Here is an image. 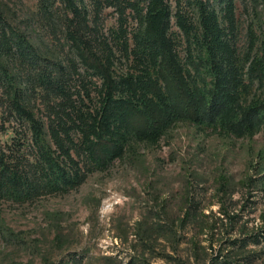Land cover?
<instances>
[{"label": "rangeland", "instance_id": "obj_1", "mask_svg": "<svg viewBox=\"0 0 264 264\" xmlns=\"http://www.w3.org/2000/svg\"><path fill=\"white\" fill-rule=\"evenodd\" d=\"M166 2L167 40L149 49L130 8L0 0V170L22 183L1 190L0 264H264V79L250 70L264 63V0ZM69 24L110 67L115 98L140 104L160 86L154 138L116 122L117 149L99 160L78 120L104 86Z\"/></svg>", "mask_w": 264, "mask_h": 264}, {"label": "trees", "instance_id": "obj_2", "mask_svg": "<svg viewBox=\"0 0 264 264\" xmlns=\"http://www.w3.org/2000/svg\"><path fill=\"white\" fill-rule=\"evenodd\" d=\"M64 3L67 6H72L73 0H64ZM106 4L114 7L120 19L124 18L128 8L133 10L139 25L142 27L139 31L142 45L144 44V46L149 47V49H157L164 45L167 40L166 32L170 22V11L166 0H150L144 12L139 2L136 0H94L96 9ZM202 10L203 7H200V11ZM203 14L204 13H202V16ZM70 20L69 18L68 21L70 22ZM68 27L67 35L72 41L81 61L86 67L94 70V72L101 77L102 85L104 86V92L100 97L97 111L89 113L90 115L81 116L78 120L82 125L81 130L86 137L93 134V146L99 160L102 162L107 157L111 156L109 154H114L117 149L115 137L118 133L111 131L116 122H125L127 126L139 136L154 138L163 125L164 117L162 106L155 98L158 96L157 92L160 90V86L154 81H149L147 90L152 93V96L142 94L140 104L130 99L119 100L115 98L113 91L115 90L116 83L110 67L82 42L81 36L72 27V24H69ZM162 64H164L166 68L167 59L163 56ZM250 65L251 75L260 82L263 81V60L255 58L251 61ZM165 70L171 73V65L168 64ZM131 89L134 92L136 91L133 84H131ZM14 106L18 113L32 123L34 134L39 135V127L35 122L33 114L19 103H16ZM210 108L212 107H208V114L211 118H214L223 111L222 105H218L213 110ZM186 111L190 118L197 119L201 116L197 101L187 100ZM249 114L250 113L244 112L239 120L238 125L242 126V131L251 126ZM3 188H7L11 191L21 190L22 183L18 175L14 173L7 174L0 170V194Z\"/></svg>", "mask_w": 264, "mask_h": 264}]
</instances>
